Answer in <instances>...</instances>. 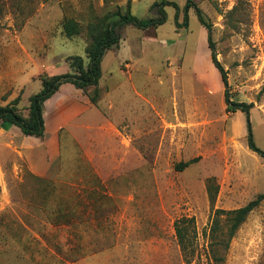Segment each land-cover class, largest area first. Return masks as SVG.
<instances>
[{
    "label": "rangeland",
    "instance_id": "rangeland-1",
    "mask_svg": "<svg viewBox=\"0 0 264 264\" xmlns=\"http://www.w3.org/2000/svg\"><path fill=\"white\" fill-rule=\"evenodd\" d=\"M157 1L0 0V106L21 95L27 116L42 77L71 72L70 57L87 62L91 22L117 20L129 2L135 16L147 18ZM168 1L181 9L186 3ZM193 1L212 27L227 86L195 11L189 27L177 29L176 11L167 7L168 20L159 28H121L120 44L103 59L101 92L110 86L117 104L104 143L100 136L94 141L93 131L80 146L62 131L61 143L50 150L53 161L40 156L42 141L0 134V210L12 205L18 211L0 213V236L11 238L0 251L13 263L217 264L206 235L216 211L240 209L264 194V158L249 145L251 123L264 153V0ZM65 19L80 23V35H64ZM226 98L252 107L233 112ZM7 215L18 217L16 227L4 223ZM182 218L195 220L191 263L176 236ZM13 234L25 237V245ZM220 264H264V201Z\"/></svg>",
    "mask_w": 264,
    "mask_h": 264
},
{
    "label": "trees",
    "instance_id": "trees-1",
    "mask_svg": "<svg viewBox=\"0 0 264 264\" xmlns=\"http://www.w3.org/2000/svg\"><path fill=\"white\" fill-rule=\"evenodd\" d=\"M172 7L176 11L175 22L177 29L188 28L190 21V12L194 10L200 24L207 30L208 47L211 52V62L221 73L224 84L227 86V73L217 59L215 44L212 40V27L207 22L202 10L193 0H186L183 9L177 3L168 0H159L151 8V16L147 18H138L130 9V2L125 13L117 12V20H110L106 17L104 20L97 19L88 25V34L90 43L86 48V60L81 56H73L68 59L71 72L64 75L44 76L41 78L42 89L38 94L30 98L27 116L23 115L19 105L22 102V96L12 100L5 106H0V122L8 123L20 129L26 137H34L43 140L46 133L44 109L45 103L52 98L64 84H71L76 89L82 90L90 99L91 103L98 106L103 98L100 81L102 79V63L107 52L111 51L120 44L121 37L119 30L123 27H134L139 30L150 28H159L168 20L166 8ZM183 12L184 22H179L180 13ZM81 25L75 19H65L63 22L64 35L71 39L80 35ZM227 103L232 105L233 112L242 111L249 113L252 105L231 104L229 98ZM249 145L250 148L259 153L264 158V153L255 146L252 134L251 123H249ZM197 162V159L189 161L178 166L179 171H183L190 165ZM53 188L56 184L51 183ZM212 202L215 198L211 194ZM264 201V194L259 195L255 200L246 206L231 211L217 210L214 220L209 228L207 237L210 240L211 253L214 255L217 264L223 263L225 254L230 249L232 240L237 232L247 221L249 216ZM176 236L181 250L186 257V261L191 263L190 257L195 252V220L193 218H182L175 224Z\"/></svg>",
    "mask_w": 264,
    "mask_h": 264
},
{
    "label": "crops",
    "instance_id": "crops-1",
    "mask_svg": "<svg viewBox=\"0 0 264 264\" xmlns=\"http://www.w3.org/2000/svg\"><path fill=\"white\" fill-rule=\"evenodd\" d=\"M124 57V56H122ZM122 64H118L117 73L122 81L126 80L124 75V70L121 69ZM109 78H112V73H108ZM109 79V80H110ZM114 89H111L109 86V91L105 92L101 102L98 106H95L91 103L88 96L82 90L76 89L71 84H64L60 90L45 103L44 109V119H45V127L46 133L43 140L36 139L32 137V139H36L38 141H42L41 146L46 149L41 151L40 156L42 158L51 160H55L56 153L54 151H50L57 144H60L62 141L61 133L62 131H69L78 141V143H83L84 139L90 140V134H93V131H96L97 135L93 136L97 141L96 136L103 137L100 143H104L107 131L109 130V126H112V122L110 121L108 115L113 111L114 108L117 107L116 102L111 101L110 97L113 93ZM14 100V99H12ZM47 131L50 133V140H47ZM22 133L20 129L16 128L13 125L8 123L0 122V134L5 136H11L13 133ZM23 134V133H22ZM21 135V134H20ZM50 161V164L53 163ZM41 177L45 176V173L42 169L36 171ZM79 190H73L72 195H76ZM101 192V190H99ZM64 192V191H62ZM65 192H71L65 191ZM98 192V191H97ZM80 195V194H78ZM3 210H0V213H16V206H3ZM18 218V217H17ZM17 218L12 215H7V221L4 222L7 226L9 224H13L15 227L17 226ZM19 222L26 227L25 222L22 218H19ZM6 229V228H5ZM9 229V228H8ZM9 232V230H7ZM5 231V232H7ZM14 235V234H13ZM10 236V235H9ZM0 245L10 246L11 238H7V235L2 234L0 236ZM20 245H25L26 239L25 237L16 238L13 236ZM16 240H13L12 244L14 248L18 246ZM0 264H15L12 262V258L8 255V253H4V251H0Z\"/></svg>",
    "mask_w": 264,
    "mask_h": 264
}]
</instances>
